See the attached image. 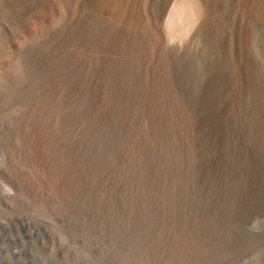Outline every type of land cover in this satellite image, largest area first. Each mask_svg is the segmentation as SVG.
Returning <instances> with one entry per match:
<instances>
[{
	"label": "rangeland",
	"instance_id": "1",
	"mask_svg": "<svg viewBox=\"0 0 264 264\" xmlns=\"http://www.w3.org/2000/svg\"><path fill=\"white\" fill-rule=\"evenodd\" d=\"M11 1L0 0V264H264V149L235 105L220 140L193 134L201 65L179 92L143 71L145 53L81 60L67 33L28 29Z\"/></svg>",
	"mask_w": 264,
	"mask_h": 264
},
{
	"label": "bare ground",
	"instance_id": "2",
	"mask_svg": "<svg viewBox=\"0 0 264 264\" xmlns=\"http://www.w3.org/2000/svg\"><path fill=\"white\" fill-rule=\"evenodd\" d=\"M35 1L18 10L12 0L16 17L32 31L67 33L81 60L95 53H145L143 71L179 92L199 63L202 81L187 92L195 102L193 134L204 142L220 140L235 105L241 132L251 131L264 149V0ZM149 51L156 52L152 68L145 62Z\"/></svg>",
	"mask_w": 264,
	"mask_h": 264
}]
</instances>
